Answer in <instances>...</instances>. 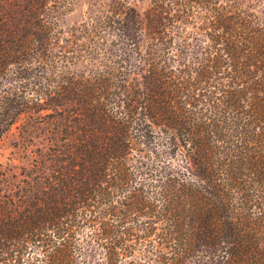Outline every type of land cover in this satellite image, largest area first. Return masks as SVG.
I'll return each mask as SVG.
<instances>
[{
  "label": "trees",
  "instance_id": "1",
  "mask_svg": "<svg viewBox=\"0 0 264 264\" xmlns=\"http://www.w3.org/2000/svg\"><path fill=\"white\" fill-rule=\"evenodd\" d=\"M0 0V264H264V20L244 0Z\"/></svg>",
  "mask_w": 264,
  "mask_h": 264
},
{
  "label": "rangeland",
  "instance_id": "2",
  "mask_svg": "<svg viewBox=\"0 0 264 264\" xmlns=\"http://www.w3.org/2000/svg\"><path fill=\"white\" fill-rule=\"evenodd\" d=\"M138 12L146 7L147 0H124ZM68 10L60 16L64 27L75 25L98 12L108 0H74ZM258 18L264 20V0H244ZM45 127L38 125L33 116L22 114L0 137V170L8 181H16L22 167L27 168L37 150H43L48 141Z\"/></svg>",
  "mask_w": 264,
  "mask_h": 264
}]
</instances>
